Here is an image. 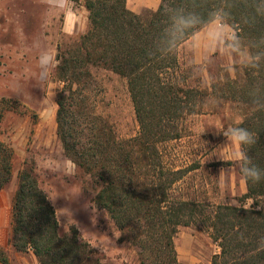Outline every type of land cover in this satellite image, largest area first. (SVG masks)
Segmentation results:
<instances>
[{
  "label": "trees",
  "instance_id": "obj_1",
  "mask_svg": "<svg viewBox=\"0 0 264 264\" xmlns=\"http://www.w3.org/2000/svg\"><path fill=\"white\" fill-rule=\"evenodd\" d=\"M72 1L83 3L88 28L73 48L57 55L56 79L63 84L56 101L57 136L66 157L96 186L95 205L108 213L121 240L138 250L140 264H178L174 237L179 227L193 222H203L219 248L211 264H264V251L259 250L264 247V180L246 184L240 206L218 205L206 215L198 204L173 198V188L187 171L165 167L160 149L180 137L179 123L196 112L205 96L175 79L179 48L167 55L159 51L169 13L187 7L206 18L213 8L227 4L230 23L241 38L257 41L264 37V17L253 18L252 0H160L148 16L130 11L128 0ZM90 68L126 81L139 126L136 136L119 139L109 121L89 109L87 92L96 85ZM244 74L243 83L230 81L225 91L240 106L242 126L258 134L257 144L247 151L264 168V110H254L250 95L258 88L257 103L264 104V66L258 71L244 68ZM11 174V153L0 144V191ZM18 181L12 202L11 243L16 251L31 252L38 264H102L76 229L61 234L33 166L24 167Z\"/></svg>",
  "mask_w": 264,
  "mask_h": 264
},
{
  "label": "rangeland",
  "instance_id": "obj_2",
  "mask_svg": "<svg viewBox=\"0 0 264 264\" xmlns=\"http://www.w3.org/2000/svg\"><path fill=\"white\" fill-rule=\"evenodd\" d=\"M139 2L128 0V9L132 11ZM51 10L45 0H0V144L10 151L12 165L10 181L0 191V210L7 209V215H0V264H38L31 252L20 253L11 243L18 175L30 165L56 211L61 234L76 229L98 252L102 264H140L138 250L121 240L122 233L108 213L95 205L97 188L91 178L66 157L58 139L56 101L63 84L56 79L57 55L73 48L87 31L88 12L81 1L72 0L63 11ZM151 12L154 10L144 8L138 15L148 16ZM71 14L76 16L78 27L74 32H65ZM46 52L53 64L42 69L39 59ZM191 58L186 41L178 49L180 66L175 79L205 96L196 112L179 123L180 137L160 149L165 167L187 171L173 188V198L196 203L208 215L218 205L240 206L247 191L228 155L233 146L215 134L217 126L241 121L240 106L227 97L225 90L230 81L243 83L245 74L237 64L236 71L225 75L222 58H214L216 62L208 70L216 80L205 87L194 75ZM90 72L96 85L87 92L89 109L106 118L119 139L136 136L139 126L126 81L105 69L90 68ZM214 86L217 91H213ZM203 130L200 139L207 141L206 149L197 146ZM174 245L178 264H211L219 253L203 222L179 227Z\"/></svg>",
  "mask_w": 264,
  "mask_h": 264
},
{
  "label": "clouds",
  "instance_id": "obj_3",
  "mask_svg": "<svg viewBox=\"0 0 264 264\" xmlns=\"http://www.w3.org/2000/svg\"><path fill=\"white\" fill-rule=\"evenodd\" d=\"M45 4L49 9L63 11L68 7V0H45ZM251 7L253 18L264 17V0H252ZM230 19L231 11L227 4L213 8L206 18L194 9L173 8L169 13V24L164 30L159 51L164 55L174 53L187 40L192 54L194 75L205 87H211L216 80V75L208 70L209 66L215 64L214 58H222V70L225 75L236 71L237 64L252 71L260 70L264 66V37L257 41L245 42L230 23ZM39 63L42 69H48L53 64V58L49 53H43ZM250 95L254 99V110H264V104H258L256 99L259 97V89L254 88ZM205 131L199 134L198 147L205 148L207 144V141L200 139ZM215 134L222 135L226 144L233 146L228 155L231 162L237 166L240 180L245 184H257L264 180V168L254 163L247 151L257 144L258 134L243 127L242 121L227 127L219 125ZM215 156L223 161L219 155ZM223 172L222 168L219 174L222 175ZM240 238H243L242 234ZM259 250L264 251V247Z\"/></svg>",
  "mask_w": 264,
  "mask_h": 264
},
{
  "label": "crops",
  "instance_id": "obj_4",
  "mask_svg": "<svg viewBox=\"0 0 264 264\" xmlns=\"http://www.w3.org/2000/svg\"><path fill=\"white\" fill-rule=\"evenodd\" d=\"M140 1L139 4L134 7V9H132V12H134L135 14H138L140 13V11L144 8H148V9H152V10H157V8L159 7L160 5V0H138ZM51 10V9H49ZM52 11V10H51ZM49 11V12H51ZM54 13V11H52ZM71 17V19L69 20L68 22V29L66 28L65 32H74L75 29L78 27L77 25V19L75 18L76 16L73 14L69 15ZM74 17V19H73ZM67 26V25H66ZM5 206V205H4ZM9 208V207H8ZM10 209H8V212L10 213L9 211ZM7 215V209H1L0 210V215Z\"/></svg>",
  "mask_w": 264,
  "mask_h": 264
}]
</instances>
